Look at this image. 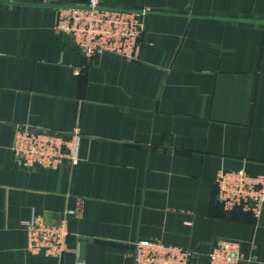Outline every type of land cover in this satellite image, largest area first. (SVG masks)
<instances>
[{"label":"crops","instance_id":"crops-1","mask_svg":"<svg viewBox=\"0 0 264 264\" xmlns=\"http://www.w3.org/2000/svg\"><path fill=\"white\" fill-rule=\"evenodd\" d=\"M87 1L0 0V264H134L139 240L208 253L219 238L264 264V205L226 211L216 184L264 176V0H101L149 9L132 62L57 33V7ZM18 125L80 127V161L19 167ZM34 212L67 221L62 258L29 251Z\"/></svg>","mask_w":264,"mask_h":264},{"label":"built area","instance_id":"built-area-1","mask_svg":"<svg viewBox=\"0 0 264 264\" xmlns=\"http://www.w3.org/2000/svg\"><path fill=\"white\" fill-rule=\"evenodd\" d=\"M57 10V33L72 39L86 59L110 54L129 62L139 60L144 39L142 19L149 9L112 8L101 0H88L83 5H61ZM82 139L80 127L59 131L18 125L12 151L21 168L55 169L66 160L72 164L80 161ZM216 184L218 201L226 211L240 208L256 217L260 215L264 205L263 175L252 176L244 169L221 171ZM24 225L30 252L62 258L68 251L66 220L49 225L42 215L34 212ZM204 255L209 264H240L246 260L242 243L225 238L216 239L208 253L149 240L136 241L130 253L134 264H194Z\"/></svg>","mask_w":264,"mask_h":264}]
</instances>
